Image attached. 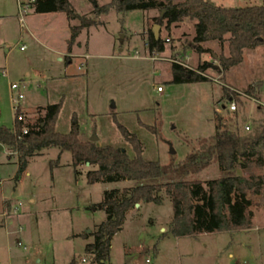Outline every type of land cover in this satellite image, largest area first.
<instances>
[{
    "label": "rangeland",
    "instance_id": "374dc122",
    "mask_svg": "<svg viewBox=\"0 0 264 264\" xmlns=\"http://www.w3.org/2000/svg\"><path fill=\"white\" fill-rule=\"evenodd\" d=\"M20 1L21 8L19 0H0V126L14 129L13 98L19 93L24 96L21 112L33 128L42 123L47 107L62 102L57 132L68 133L75 117L82 140L95 136L99 146L120 148L133 157L116 118L139 139L146 161L168 165L182 162L202 141L210 142L216 133V113L226 129L242 135L253 132L263 118L264 47L245 50L243 62L221 76L219 57L229 55L228 43L209 41L198 51L193 42L195 21L186 19L170 30L166 22H156L164 0H152L144 11L122 15L111 10L100 17L94 16L90 0H69L78 15L96 20L97 25L79 36V56H61L59 61L55 49L61 48L63 37L69 34L66 19L52 25L49 17L36 15L29 0ZM96 1L104 6L111 0ZM208 1L233 9L263 4V0ZM154 26L164 41L165 55L148 51L149 31ZM173 61L193 70L209 64L206 76L210 81L173 84ZM258 81L263 82L259 101L239 96L237 111L231 113L226 92L236 100L234 91L245 94ZM12 85L18 90H12ZM71 162L69 152L44 150L16 182L17 155L7 147L0 151V264H70L71 260L77 264L83 258L89 264H125L129 256L133 264H264V199L261 202V197L250 192L249 211L255 218L249 230L175 238L170 234L171 201L163 194L162 205L145 204L129 215L124 231L114 237L111 260L95 262L85 253V246L93 243L96 227L105 220L101 209L105 191L121 192L135 184L80 181L75 185ZM91 169L79 168L81 172ZM228 175L213 164L183 180L206 186ZM232 175L264 176V168L238 169ZM16 207L17 215L10 216L5 225L2 214ZM159 250L157 260L154 255Z\"/></svg>",
    "mask_w": 264,
    "mask_h": 264
},
{
    "label": "trees",
    "instance_id": "16d2710c",
    "mask_svg": "<svg viewBox=\"0 0 264 264\" xmlns=\"http://www.w3.org/2000/svg\"><path fill=\"white\" fill-rule=\"evenodd\" d=\"M90 1L95 8L94 16L100 17L111 10L122 15L144 11V7L152 0H111L104 6H99L96 0ZM29 4L34 7L36 14L63 13L68 21L79 22V25L70 28L69 50L83 30L97 25L96 20L78 15L69 0H30ZM162 7L156 22H166L168 30L186 19L195 21L193 42L198 51H202L201 44L209 41L228 43L229 55L219 57L217 72L220 75L239 66L244 60L245 50L264 47V0L261 6L238 9L217 7L208 0H164ZM147 47L150 54L165 52L164 41L156 39L151 31ZM209 67V64L204 63L193 70L181 62L173 61L171 82H208L210 79L206 71ZM262 88L263 82H255L245 94L259 101ZM229 93L227 91L226 95L231 101L233 98ZM239 99L237 96L238 104ZM62 105L60 102L47 107L42 123L37 128L26 125L29 130L27 135L22 134L24 125L17 122L15 114L16 132L0 126V145L17 155L16 182L26 172L30 160L40 157L44 150L53 148L59 149L61 154H71L75 177L81 174L78 170L81 166L89 164L94 168L86 174L89 185L134 182L133 187L124 188L121 192L118 189L105 191L101 209L106 218L96 227L93 243L85 247V253L93 256L95 262L109 260L112 240L122 230L127 213L140 203L162 205L163 194L171 201L173 216L170 234L175 238L232 233L252 228L253 214L249 211L252 201L248 199L247 193L261 197L262 202L264 176L232 174L238 169L264 168V115L253 132L242 135L238 131L226 129L223 118L216 113V133L210 142L202 141L197 150L189 153L178 164L161 165L143 158V146L139 139L116 118L114 122L122 137L131 145L133 157L123 149L82 140L75 117L68 133L57 132L55 125ZM153 132L156 134L155 130ZM213 164H218L220 170L229 175L208 181L206 186L200 181L183 180L202 173ZM70 264H75V261Z\"/></svg>",
    "mask_w": 264,
    "mask_h": 264
},
{
    "label": "crops",
    "instance_id": "0c3cea01",
    "mask_svg": "<svg viewBox=\"0 0 264 264\" xmlns=\"http://www.w3.org/2000/svg\"><path fill=\"white\" fill-rule=\"evenodd\" d=\"M36 15H39V16H44V17H49V22H52V25H54V24H56V22H58V20L59 19H66V21H67V23H66V25L68 26V32H69V34L68 33H66L65 34V36L63 37V42H62V46H61V48H58V49H55V53H56V57L58 58V60L59 61H61L62 60V58H61V56H65V57H76V56H79V54H80V51H81V49H82V47H81V45L79 44L80 43V41H79V37L76 39L77 40V43H76V45L74 46V47H72L71 48V50H69V44H70V37H71V31H70V28L72 27V25H71V22L70 21H68V19H67V17L65 16V14H63V13H51V14H36ZM62 15H64L65 16V18L62 16ZM52 17V18H51ZM84 31V30H83ZM30 34H32L31 32H30ZM81 34H82V32H81ZM80 34V35H81ZM33 35V34H32ZM79 35V36H80ZM67 42V46H66V43ZM143 45H144V41H143ZM76 47H78V50H77V48ZM69 53V54H68ZM167 53V51L166 52H163V53H161V55H165ZM68 63L69 64H71L72 63V61H68ZM222 76V75H221ZM26 125H29V124H26ZM4 148V147H3ZM32 160H30V162H31ZM30 162H29V164H30ZM71 165H72V162H71ZM85 167H90V166H87V165H85ZM72 168H73V166H72ZM80 168V167H79ZM79 170V169H78ZM91 170H94V168H92ZM88 171H90V170H87V172ZM79 172L81 173L78 177H75V174H74V168H73V176H74V184L75 185H77L78 184V182H80V181H86L87 182V179H86V174H87V172H81L80 170H79ZM19 181V180H18ZM17 181V182H18ZM88 184V183H87ZM89 185V184H88ZM125 188H127V187H125ZM124 189V188H123ZM248 199H250V198H248ZM251 200V199H250ZM257 203H258V201H257ZM260 203H258V205H259ZM145 205V203H140L139 204V206L138 207H136L135 206V208L134 209H132V210H130L128 213H127V215H126V219H125V223H124V225H123V228H122V230L119 232V233H122L123 231H124V229H125V224H126V221H127V219H128V217H129V215H131V216H133L135 213L134 212H137L138 210H140L143 206ZM149 205H154V204H149ZM105 218H106V216H105ZM255 218V214H254V217H253V219ZM102 223V222H101ZM100 223V224H101ZM99 224V225H100ZM158 223L157 222H155V224L154 225H157ZM162 225V224H161ZM160 225V226H161ZM252 225H253V221H252ZM118 233V234H119ZM113 240H114V238H113ZM113 240H112V243H111V249H110V256H109V261L111 260V255H112V250H113ZM86 247V246H85ZM142 248H145L144 246H142ZM159 249V248H158ZM152 250V249H151ZM127 256H129V254H127ZM154 256H156V259L158 260V257L160 256V250L158 251V253L156 254V255H154ZM72 262V260L70 261V263ZM134 262H133V260H131V258H130V256L128 257V259H126V262H125V264H133Z\"/></svg>",
    "mask_w": 264,
    "mask_h": 264
},
{
    "label": "built area",
    "instance_id": "2783aa9c",
    "mask_svg": "<svg viewBox=\"0 0 264 264\" xmlns=\"http://www.w3.org/2000/svg\"><path fill=\"white\" fill-rule=\"evenodd\" d=\"M29 3H30V0H29ZM22 5H23V3H21V1L19 0V6H20V8L22 7ZM23 50H24V47L21 48V51H23ZM155 53L156 52H154L153 55ZM184 66H186V65H184ZM186 67H188V66H186ZM11 89L12 90H18V86L17 85H12L11 86ZM158 91L160 92L161 91V88H158ZM234 92L236 94H238V96H242V97H246V98L252 99L249 96H247L246 94H241V93H239L237 91H234ZM23 100H24V96L21 93H19L15 98H13V104H14V110H15V112L17 114V122L18 123H22L24 125V127L22 129V134L23 135H27L29 130L26 127V124L27 123H26V120H25V116L21 112V104H22V101ZM252 100H254V99H252ZM227 108H228V110L231 113L236 112L237 111V102H236V100L235 99H232L231 101H229ZM245 130L247 132H249L250 131V127L249 126H246ZM13 132L14 133L16 132L15 127L13 129ZM1 184H2V180H0V186H1ZM17 213H18V208L17 207L16 208H12L10 210V213H9V210L6 209L4 211V213L2 214V217L4 219L5 225L9 222L8 221L9 217L10 216H15V215H17ZM147 262H149V260ZM77 264H89V263H88V261L85 258H83Z\"/></svg>",
    "mask_w": 264,
    "mask_h": 264
},
{
    "label": "water",
    "instance_id": "95a60500",
    "mask_svg": "<svg viewBox=\"0 0 264 264\" xmlns=\"http://www.w3.org/2000/svg\"><path fill=\"white\" fill-rule=\"evenodd\" d=\"M152 33H153V35H154V37L156 38V39H158L159 38V28H158V26H154V28L152 29ZM90 142H92V143H97L98 142V139L95 137V136H93L90 140H89ZM1 150H3V146H1L0 145V151ZM172 153L174 154V152L172 151ZM87 166H90L89 164H86ZM139 206V204H137L136 205V207H138ZM90 232H88V234H89Z\"/></svg>",
    "mask_w": 264,
    "mask_h": 264
}]
</instances>
